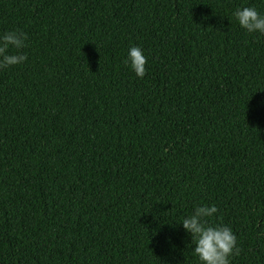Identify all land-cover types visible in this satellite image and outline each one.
Instances as JSON below:
<instances>
[{"label": "trees", "instance_id": "obj_1", "mask_svg": "<svg viewBox=\"0 0 264 264\" xmlns=\"http://www.w3.org/2000/svg\"><path fill=\"white\" fill-rule=\"evenodd\" d=\"M264 0H0V264H201L215 205L264 264ZM146 75L125 64L131 47ZM16 49H9L15 54Z\"/></svg>", "mask_w": 264, "mask_h": 264}, {"label": "clouds", "instance_id": "obj_2", "mask_svg": "<svg viewBox=\"0 0 264 264\" xmlns=\"http://www.w3.org/2000/svg\"><path fill=\"white\" fill-rule=\"evenodd\" d=\"M233 15L239 25L249 33L260 32L264 34V15L254 7L237 9ZM26 33L12 30L0 34V69L19 65L27 60V55L19 50L27 47ZM17 50L10 54L9 49ZM135 74L143 78L146 75L147 58L138 46L130 48L125 64H129ZM218 211L215 205L197 206L192 215L182 220L183 228L191 233L195 244L194 254L201 264H230L229 257L239 255L241 249L237 246V238L231 227L223 225H210L205 219Z\"/></svg>", "mask_w": 264, "mask_h": 264}]
</instances>
